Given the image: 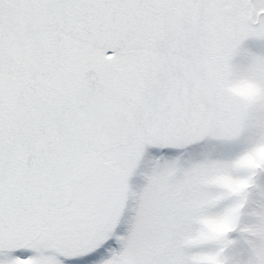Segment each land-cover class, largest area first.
<instances>
[{
  "label": "snow or ice",
  "instance_id": "1",
  "mask_svg": "<svg viewBox=\"0 0 264 264\" xmlns=\"http://www.w3.org/2000/svg\"><path fill=\"white\" fill-rule=\"evenodd\" d=\"M0 264H264V0H0Z\"/></svg>",
  "mask_w": 264,
  "mask_h": 264
}]
</instances>
